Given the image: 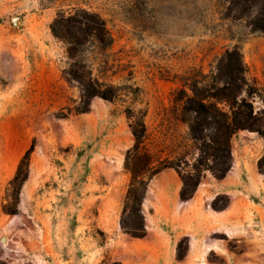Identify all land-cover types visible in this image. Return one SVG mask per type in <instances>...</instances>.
I'll list each match as a JSON object with an SVG mask.
<instances>
[{
  "label": "rangeland",
  "instance_id": "1",
  "mask_svg": "<svg viewBox=\"0 0 264 264\" xmlns=\"http://www.w3.org/2000/svg\"><path fill=\"white\" fill-rule=\"evenodd\" d=\"M234 13L228 0H0V264H264V137L256 133L233 136L224 179L200 169L197 198L175 226L147 215L149 237L121 228L128 151L130 166L168 164L189 184L200 160L216 168L184 107L194 86L222 87L216 79L229 55L240 58L257 89L254 106L264 109V33ZM89 17L101 20L105 43L93 34L76 45L52 32L65 36ZM80 76L114 89V101L95 97L84 112ZM142 115L135 152L130 125ZM32 144L18 214H6Z\"/></svg>",
  "mask_w": 264,
  "mask_h": 264
},
{
  "label": "trees",
  "instance_id": "2",
  "mask_svg": "<svg viewBox=\"0 0 264 264\" xmlns=\"http://www.w3.org/2000/svg\"><path fill=\"white\" fill-rule=\"evenodd\" d=\"M228 4L230 11L235 12L237 18L248 20V25L252 31L264 33V0H228ZM83 20L74 22L77 25L66 27L65 36L57 35L53 28L52 32L56 38L76 45H81L83 40L93 34L97 40L105 43L101 20L97 17H89ZM57 22L58 20L54 24ZM73 28L76 29V32L72 31ZM235 55H229L228 63L223 62L219 68L220 75L216 80L222 84L221 88L198 89L194 86L192 88L193 97L186 100L185 112L196 116L195 121L189 124L191 135L194 140L201 143V155L204 158L208 156L209 160L212 158L216 168H210L209 165H205L204 161L200 160L195 168V172L198 174L197 180L190 184L177 171L183 182L180 192V198L183 202L194 198L202 179L200 169L210 171L216 179H224L231 171V140L234 135L240 131H248L264 137V109L256 110L253 103L257 89L250 85V81L246 78L243 63ZM78 82L82 88L83 100L87 104L84 112L89 111L90 105L88 103L95 97L108 102L114 101V89L111 87H106L103 91L97 90L92 81L86 80V77L83 76L79 77ZM218 104H224L227 111L220 109ZM144 118L145 115H142L137 124L130 125L131 133L135 139V152L140 149L142 140L145 138ZM204 131L209 132V135L206 136L208 143L203 136ZM34 151L35 145L32 144L18 165L8 189V198L13 202V205L8 203L3 206V211L6 214H18L20 192L28 180L31 157ZM130 155L131 151H128L126 170L131 173L132 182L125 198L121 228L125 234L143 239L147 236V230L142 205L148 184L157 174L167 169H174V167L162 164L159 168H153L150 166L151 161H148V158L145 167H133L129 163ZM258 169L264 174V156L259 160ZM147 173H149L147 179L143 178ZM126 215H128L127 218H125Z\"/></svg>",
  "mask_w": 264,
  "mask_h": 264
},
{
  "label": "crops",
  "instance_id": "3",
  "mask_svg": "<svg viewBox=\"0 0 264 264\" xmlns=\"http://www.w3.org/2000/svg\"><path fill=\"white\" fill-rule=\"evenodd\" d=\"M182 182L179 175L172 169H167L157 174L148 184L145 200L142 205V212L147 219V215L156 222L175 226L179 218L178 213L189 210L188 205L197 198L198 190L193 199L183 202L180 198ZM126 191L122 195V203L126 196ZM146 225V230L148 229ZM149 230L147 237H149Z\"/></svg>",
  "mask_w": 264,
  "mask_h": 264
},
{
  "label": "water",
  "instance_id": "4",
  "mask_svg": "<svg viewBox=\"0 0 264 264\" xmlns=\"http://www.w3.org/2000/svg\"><path fill=\"white\" fill-rule=\"evenodd\" d=\"M20 20V18L19 17H17V18H15V19H13V24L14 25H16L17 23H18V21Z\"/></svg>",
  "mask_w": 264,
  "mask_h": 264
}]
</instances>
